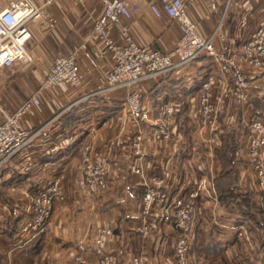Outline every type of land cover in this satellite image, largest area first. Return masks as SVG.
<instances>
[{
	"label": "crops",
	"instance_id": "obj_1",
	"mask_svg": "<svg viewBox=\"0 0 264 264\" xmlns=\"http://www.w3.org/2000/svg\"><path fill=\"white\" fill-rule=\"evenodd\" d=\"M186 4L199 32L209 36L220 24L226 42L239 58L246 37L264 25V0H187ZM53 9L62 14L63 19L51 29L32 28L28 47L33 61L26 66L16 62L10 67H21L24 74L42 72L44 76L57 54L75 52L83 78L78 86L61 83L44 88L42 76L38 82L31 79V92L21 89L15 103L0 96L7 111L14 110L33 94L40 98V102L32 104L20 118L21 126L33 131V139L6 160L0 170V264H80L75 256L81 243L88 249L85 264H95L96 256L89 251V245L100 226L112 228L114 234L108 250L117 254L121 263L139 252L147 253L152 264L171 263L176 230L172 222L159 220L148 235L136 230L144 221L139 215L143 180L155 173L165 175L170 186L178 192L190 189L191 184L195 187L200 182L199 176L216 180L221 162L215 149L220 148L225 129L235 138L236 164H241V173L245 172V164H250L247 159L248 121L252 117L264 120V67L249 70L247 103L238 105L231 98L227 100L220 116L219 143L210 151L202 141L194 108L201 82L210 73L217 80L220 77L211 58L201 56L183 68L143 78L132 87L102 90L113 64L110 52L94 36L93 24L103 11L102 3L100 0L82 3L57 0ZM109 28L113 37L122 42L116 26L109 24ZM129 34L139 45L167 52L174 48L181 28L176 19L166 14L157 17L143 3L129 20ZM214 41L220 44L218 38L214 37ZM242 65L247 69L244 63ZM130 89L139 90L149 112L148 120L135 121L128 113L124 100ZM165 104L175 106L174 114L162 113ZM67 111L71 112V117H76L73 124L65 123L66 114L61 115ZM164 122L171 128L168 138L160 133ZM182 125L196 127L197 137L193 143L182 139ZM139 132L146 138L144 157L140 161L132 148ZM86 145L107 159L108 187L103 192L90 193L77 183L81 173V151ZM134 162L141 164L142 174L130 171ZM55 171L62 174L64 198L55 204L45 233L32 244L22 243L17 233L27 214L30 191L50 180ZM208 200L200 191L196 206L199 204V208L209 209L211 217H218L213 222L218 232L210 231L207 240L200 241V247L209 253L207 242L211 240L213 250L221 247L220 252L209 253L211 256L238 255L230 258L227 264H264L262 220L253 212L250 217L240 212L239 198L216 205ZM234 203L238 219L228 220L222 214L217 215V206L231 207ZM241 208H246L244 203ZM243 243L255 245L252 258H246L243 251L236 252Z\"/></svg>",
	"mask_w": 264,
	"mask_h": 264
},
{
	"label": "built area",
	"instance_id": "obj_2",
	"mask_svg": "<svg viewBox=\"0 0 264 264\" xmlns=\"http://www.w3.org/2000/svg\"><path fill=\"white\" fill-rule=\"evenodd\" d=\"M56 1L0 0V67H10L16 62L26 66L33 61L28 47L33 36L32 28L51 29L63 19L62 14L53 9ZM74 1L84 2V0ZM186 1L100 0L103 11L94 21V36L104 44L113 60L102 90H113L121 86L132 87L143 78L160 76L183 68L201 56L211 58L220 77L217 80L216 76L210 73L201 82L194 115L202 132V141L212 151L219 143L220 116L225 111L227 100L231 98L238 105L247 103L250 98L249 70L264 65V25L252 31L242 44L240 57L247 67L245 69L238 60L237 53L226 42L220 24L211 35L203 36L187 11ZM143 3H146L155 16L162 17L166 14L179 22L181 35L170 51L164 52L158 48L139 45L129 34V20ZM109 24L116 26L122 42H118L113 37ZM214 37L218 38L220 44L214 41ZM86 54L89 56L88 53ZM91 62L95 64L94 60ZM82 78L77 54L59 53L43 76L41 86L53 88L61 83L78 86ZM218 83L221 85L217 86ZM39 102V96L33 94L14 110L7 111L0 101V170L6 160L19 153L33 139V131L21 126L20 118L32 104ZM124 104L133 120L149 119V112L142 103L138 89H130L126 93ZM174 112L175 106L172 104L162 106L163 114L172 115ZM162 124L161 136L170 137L171 128L166 122ZM248 127L250 134L247 159L257 174L259 184L264 185V120L260 117H252L248 121ZM145 140L142 132H139L132 142L133 154L139 161L144 157ZM80 162L81 173L77 180L80 186L90 193L108 187L107 159L103 154L93 151L86 145L82 148ZM130 171L143 173L142 166L138 162L130 165ZM52 174L50 180L30 191L27 214L17 233V238L22 240V243L32 244L45 233L55 204L64 198L62 174L59 171ZM143 185L139 215L144 221L136 230L141 234H147L151 228L157 227L159 220L172 222L180 232L174 245V255L179 264H185V255L190 249L188 232L192 228L196 198L201 188L178 192L170 186L165 175L156 173L144 179ZM211 185L203 192L208 199L217 202V191ZM111 232L110 226H100L97 229L92 244L96 255L95 264L115 262L116 254L105 249ZM80 247L84 249V244L81 243ZM79 259L85 262L86 257L81 256ZM134 262L143 264L138 258H135Z\"/></svg>",
	"mask_w": 264,
	"mask_h": 264
},
{
	"label": "rangeland",
	"instance_id": "obj_3",
	"mask_svg": "<svg viewBox=\"0 0 264 264\" xmlns=\"http://www.w3.org/2000/svg\"><path fill=\"white\" fill-rule=\"evenodd\" d=\"M238 60L241 61L242 58L238 57ZM261 67H264V65ZM21 70H22L21 67H18V66L0 68V96L2 97L3 100L6 99L7 101L9 100L12 103H15L18 100L19 96L21 95V89H24L29 93L31 92V87H30L31 86V79L34 82H38L40 77L43 76L42 72H40V73L38 72L36 74H34V73L24 74L21 72ZM181 131H182L181 132L182 139L186 143H193L194 140H196V137H197L196 136L197 135L196 127L190 126V128H189L187 125H186V127H185V125L184 126L182 125ZM80 160H81V156H80ZM235 163L228 165V166H231V167H229L231 170H230V173L225 178H226V180H228V182L236 183V187H235L236 191L243 192L247 195L248 201L250 203L249 204L250 210L253 212V214H255L256 218H259L260 220H262V223H260V224L264 225V185L259 184L257 174H256L252 164H245L246 165L245 172L241 173V171H242V167L240 166L241 164H235ZM223 167L225 168V166L223 164H219L218 174L221 172ZM238 171L242 175L238 174L239 173ZM199 177H200V182H198V184L195 187L191 184L190 189H187V191L192 190V189H196L198 187L201 188L200 189L201 191H205L206 187H210L209 185H211V184H212L211 186H214L216 189V184H215L216 182L214 179L212 180L210 177H206V176H199ZM202 181H205V182L207 181V182L201 183ZM207 184H209V185H207ZM106 189H104V190H106ZM104 190H101L99 192H103ZM62 191H63V188H62ZM63 194H64V191H63ZM198 197H199V195H198ZM208 201L213 202L216 205V204H218L219 199L217 202L211 201L210 199ZM24 203H27V202H24ZM28 205H29V201L27 203V207H28ZM216 211H217V215L222 214L221 216L226 217L228 220L238 219L236 217L239 213L237 211L235 203L231 204V207H218L217 206ZM139 212H140V208H139ZM52 213H53V211H52ZM195 214L196 215L194 216V221L192 224L191 231L188 232V237H189V241H190V249L185 255V264H227V262H229L230 258H233L234 256H235L234 258L238 257V255H233L231 253H227V254H223V255L219 253V254H215L214 256H211L209 253L206 252V250L203 247H200V241L207 240V237H209L210 231H217L218 232V228L213 225L214 220L218 219V217H216V216L211 217L209 209L204 210V208H199V204L196 206ZM51 217H52V214H51L49 220L51 219ZM97 229H96L94 236L91 240V244L89 245V251H92V252H94V250L92 248V244H93L94 237L96 236ZM111 230H112V228H111ZM150 233H151V231H149V233L143 234V235H148ZM113 234H114V232L112 230L110 236L108 237V239L106 241V245H105L106 248L105 249H107V250H108V243L111 242V240L113 238ZM179 235H180V232L176 229L175 230L174 245H175L176 239L178 238ZM174 245H173V255H174ZM254 247H255L254 244L248 245V243H245V244L243 243L242 246H239L236 248V252H237V250L243 251L246 254L245 255L246 258H249V257L252 258L253 257L252 251H253ZM78 249H79V253H77L76 256L75 255L74 256L77 257L80 264L87 263V258H86L85 262H81L79 257H81V256L86 257V251L88 249L81 248L80 244L78 245ZM237 253H239V252H237ZM240 255L243 256L244 254H240ZM135 258H138L139 260H141L143 264H152V261H151L149 255L147 253H143V252L133 254L130 257V260H129V258H127V260H125V262H123V263H121L120 257L116 254V260L113 264H135V262H134ZM95 262H96V260H95ZM171 263L172 264H179L175 255H174ZM171 263H167V264H171Z\"/></svg>",
	"mask_w": 264,
	"mask_h": 264
},
{
	"label": "trees",
	"instance_id": "obj_4",
	"mask_svg": "<svg viewBox=\"0 0 264 264\" xmlns=\"http://www.w3.org/2000/svg\"><path fill=\"white\" fill-rule=\"evenodd\" d=\"M71 112H63L61 115L66 114L67 119L65 120V123L73 124L76 122V117H71L72 114ZM64 123V122H63ZM230 131H227L225 129L222 133V143L220 148L215 149V154L216 156L220 159L221 164L225 166L223 167L221 172L219 173L217 179L215 180L216 184V190H217V195L219 202L228 204L231 201H235L237 198H239V210L243 214L247 215L250 217L252 215V211L250 210V203L248 201V197L245 193L239 192L235 190L236 183L234 182H228L226 180V176L230 173V168L231 166H228L229 164H234L236 162L235 158V138L229 133ZM236 164V163H235ZM227 165V166H226ZM241 203H244L246 206L245 209L241 208ZM207 246H209V253L213 252H220V248L218 247L216 250L212 249V246H214V243L209 240L207 242ZM208 248V247H207ZM211 248V249H210Z\"/></svg>",
	"mask_w": 264,
	"mask_h": 264
}]
</instances>
